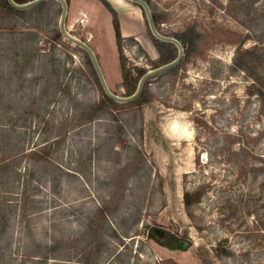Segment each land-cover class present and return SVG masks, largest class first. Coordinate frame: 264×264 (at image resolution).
I'll list each match as a JSON object with an SVG mask.
<instances>
[{
	"label": "rangeland",
	"instance_id": "374dc122",
	"mask_svg": "<svg viewBox=\"0 0 264 264\" xmlns=\"http://www.w3.org/2000/svg\"><path fill=\"white\" fill-rule=\"evenodd\" d=\"M109 1L119 13L127 64L152 73L148 59L157 50L142 8L134 0ZM152 1L168 11L160 23L164 30L183 29L198 19L212 36L185 69L150 80L153 100L141 116L114 110L117 118L105 115L67 131L59 160L66 173L59 183H52L42 163L33 168L26 191L32 199L28 215L15 213L6 237L10 244L0 242L10 264H37L23 259L36 243L58 245L61 259L49 258L46 264L79 263L85 221L108 200L111 213L98 264H264V102L247 92L251 76L228 69L239 36L251 35L243 48L260 41L264 45V0ZM67 4V23L61 24L59 16L52 24L61 27L62 43L52 46L40 31L31 43L38 51L26 67L24 83L16 76L7 81L6 74L0 79L3 126L13 123L14 106L31 100L26 147L41 145L60 120L70 119L75 102L99 97L77 46L92 51L107 89L124 98L109 12L100 0ZM7 102L13 105L10 116H4ZM127 162L131 174L125 177L120 169ZM21 164L24 170L29 163L23 159ZM200 184L207 190L188 214L182 193ZM145 224L178 234L187 229L188 248L173 251L159 245L147 236ZM223 238L233 254L217 257L213 247Z\"/></svg>",
	"mask_w": 264,
	"mask_h": 264
},
{
	"label": "trees",
	"instance_id": "16d2710c",
	"mask_svg": "<svg viewBox=\"0 0 264 264\" xmlns=\"http://www.w3.org/2000/svg\"><path fill=\"white\" fill-rule=\"evenodd\" d=\"M30 1L32 0H0V79L6 74L7 81L16 76L15 81L24 83L26 80V67L31 64L34 54L38 51V46H32L31 43L37 41L40 31L48 34L45 42H50L52 46L62 43L61 27L52 26L56 23V18L62 15V2L60 0H39L24 7L15 5L26 4ZM64 1L66 3L64 23H67L70 12L67 4L68 0ZM100 1L111 17L120 65L118 83L124 90V98L127 99L118 100L106 92L89 52L83 46H77L83 53L87 75L99 90V97L87 103L75 102L70 119L60 120L53 129L49 130V135L43 138L41 145L26 147L25 143L28 126L31 125L30 121L27 122V118L29 113L33 116L34 112L31 100L28 99L26 103L18 104L20 107H13L11 103L7 102L4 116H10L9 110L12 107L15 111L12 115L13 123L10 126H3L0 119V242L4 240V247H8L10 244L9 239L6 237L9 235L11 226H13L12 218L14 214L18 212L21 217H26L28 208L31 207L32 199L26 191L27 182L34 175L33 168L42 163V168L47 175L50 173L48 178L50 177L54 185L59 183L61 177L66 173L59 160H61L62 144L68 134L67 131L105 115L117 118L114 110H131L130 112L138 113L141 116L143 106L153 100V93L149 85L150 80L152 78L158 80L174 76L185 69L193 56L201 52V45L212 36V33L207 31L198 19L192 20L183 29L164 30L160 23L168 19V11L160 9L152 0H143L149 9L152 25L157 32L155 34L150 27L144 6L139 1H133L143 10L147 33L153 40L157 50V56L148 59L149 66L153 70L152 73L148 74L145 67H131L127 64V57L123 52L125 37L120 30L118 12L109 0ZM250 36L249 33L239 36L228 69L230 73L244 70L246 74L251 76L254 82L247 87V92L250 95L257 94L264 102V45L262 44L263 41H260V44L243 48V42ZM128 39L135 40L133 36L128 37ZM178 57L179 59L175 63L163 67ZM43 63L46 64V61L41 62L42 66ZM51 71L55 74L58 72L53 65ZM141 79L143 80L140 84ZM183 108L187 109L188 107ZM66 126L69 128H66ZM118 127L124 130L122 124H118ZM23 159L29 163L24 170L21 168ZM129 170H131L130 163L127 162L120 169V172L126 177L131 174L128 173ZM206 190V185L200 184L183 191L182 203L188 214H192L191 210L201 201ZM13 198L16 200L13 201ZM117 204L118 201H116ZM109 207V200L104 201L85 221L86 226L82 233L85 242L83 247L81 246V251H83L77 264H98L97 257L104 245L102 240L104 224L107 222L108 214L111 213ZM135 221H138V218L134 219L132 223ZM144 226L147 229V236L159 245L173 251H185L188 248V242L184 239L187 237V229L182 234L164 230V234L160 236L155 233L153 226L147 224ZM109 230L112 235L119 237V233L114 228L110 229L109 227ZM226 241L227 239L223 238L213 247L217 257L233 254L232 249L226 245ZM57 251L58 245L56 243L45 245L36 243L35 247L25 251L23 259L28 258L34 260L33 263L46 264L49 258L61 259L62 255ZM0 259L4 261L2 264H10V261L4 259L3 251L0 252Z\"/></svg>",
	"mask_w": 264,
	"mask_h": 264
},
{
	"label": "water",
	"instance_id": "95a60500",
	"mask_svg": "<svg viewBox=\"0 0 264 264\" xmlns=\"http://www.w3.org/2000/svg\"><path fill=\"white\" fill-rule=\"evenodd\" d=\"M37 1H39V0H32V1L28 2V3H26V4H22V5L15 4V5H16V6H20V7H24V6H28V5H30V4H33V3L37 2ZM60 1L62 2V5H63V11H62V15H61V24H62V23H64V19H65L66 3H65L64 0H60ZM134 1H139V2L144 6V9H145L146 15H147V17H148V21H149V23H150V27H151V29L153 30V32H154L155 34H157V32L155 31V29H154V27H153V25H152L151 18H150V12H149V9H148L147 5L145 4V2H144L143 0H134ZM84 48H86V50L89 52V54H90V56H91V58H92V61H93V63H94L95 69H96V71H97V73H98V75H99V78L101 79V83H102L104 89L106 90V92H107L109 95H111L112 97H114V98H116V99H118V100H125V99H127V98H117V96H115L114 94H112V93L107 89V87H106V85H105V83H104V81H103V79H102V77H101L100 70H99V68H98V65H97V63H96V60H95V58H94V55H93L92 51H91L88 47H86V46H84ZM179 57H180V56H179ZM179 57H178L176 60H174V61H172V62L166 64V65L163 66V67H166V66H168V65H171V64L175 63V62L179 59ZM163 67H161V68H163ZM142 80H143V79H141L140 84H141ZM139 87H140V85H139ZM154 231H155L156 234H158V235H160V236L164 234V230L159 229V228H154Z\"/></svg>",
	"mask_w": 264,
	"mask_h": 264
},
{
	"label": "crops",
	"instance_id": "0c3cea01",
	"mask_svg": "<svg viewBox=\"0 0 264 264\" xmlns=\"http://www.w3.org/2000/svg\"><path fill=\"white\" fill-rule=\"evenodd\" d=\"M110 3H111V1H110ZM118 15H119V13H118Z\"/></svg>",
	"mask_w": 264,
	"mask_h": 264
}]
</instances>
